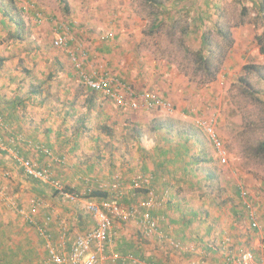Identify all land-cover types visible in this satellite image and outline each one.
I'll use <instances>...</instances> for the list:
<instances>
[{
    "label": "rangeland",
    "instance_id": "rangeland-1",
    "mask_svg": "<svg viewBox=\"0 0 264 264\" xmlns=\"http://www.w3.org/2000/svg\"><path fill=\"white\" fill-rule=\"evenodd\" d=\"M65 1L69 11L64 10V5L58 0H15L17 10L13 12V17L25 23L26 32L22 42H0V63L1 59L9 57V61L4 62L0 67V109L4 111L2 113L5 121L6 115L15 114V111L19 114H34V108H40L39 103L44 104L46 112H54V117H57V111L65 110L72 105L76 106L77 111L85 113L83 101L87 95H91L90 89L75 73L68 50L56 49L53 45L58 29L66 27L71 38L72 47L69 50L76 53L83 50L89 53L88 73L103 69L131 84L139 92L154 90L153 92L172 103L174 112L124 110L116 107L112 101L107 105L105 101L102 105L100 103V108L92 109L89 108L92 105H88L89 110L85 114L88 120L81 128V136L64 135L69 139L70 144L75 140L79 142L77 151L65 150L63 154L65 163L68 164L73 159L82 160L81 158L85 160L84 163L82 162L83 166L93 162V165L97 166L94 174L97 172V179H102L99 180L102 183L101 189H110L115 183L112 176L116 174L111 169L121 168L113 163L114 157L116 159L121 157L122 164H125L127 157L124 155H131V151L126 153L119 149L118 144L135 142L138 139L141 140L143 147L154 151L153 147L156 145L154 143H160L159 136H163L154 129L156 121L163 123L172 121L175 125L174 145L179 143L177 137L179 128H194L203 141V144H196L194 150L197 152L200 148L204 150L205 158L212 160L204 167L213 171L219 178L209 189L204 188L205 191L189 190L187 183L180 182L184 188L181 187L179 191L175 188L174 192L170 190L168 193H179V195L187 193L191 204L197 203L204 207L205 211L212 208L221 211L223 216H226L229 227L233 226V230L228 233H234L237 239L241 237L240 248L247 249L245 247L247 246L253 249L255 241H252L251 232L257 234L254 236L264 239V155L258 152L259 143L264 141V54L260 53V46L256 42L257 36L263 31V25L259 21L258 8L255 6V2L260 0ZM207 3L209 7L206 6ZM158 4L167 7L173 19L180 20L182 26L185 25L184 20L190 22V17L193 15L198 17L197 15L206 12L204 24L208 30L212 31L213 25L218 24L223 30L229 31L233 44L224 48L225 56L215 81L203 84L204 77L196 70L192 56L183 52V46L185 50L190 51L199 49L200 41L197 35L189 32L194 37L187 41H180V33L170 36L172 22L170 26L153 32L150 26L157 23L155 17L162 12ZM182 7L190 12L188 14L183 12L182 15V12H178ZM170 14L166 15L170 16ZM37 15L42 17V23H37ZM0 31L3 32L1 29ZM102 35L110 36L103 42ZM212 35L219 44L225 45L215 32ZM2 36L4 37L5 34ZM113 36L115 37L112 39ZM105 47L111 48L109 53L101 52ZM247 65H252L254 68L247 71L245 70ZM144 72L149 74L148 78L139 76ZM48 77L51 80L48 81ZM41 80H45L42 91H44L43 96L48 100L38 102L37 99L42 97L32 94V91ZM41 109L36 110L37 116H41L40 111H43ZM107 115L108 119L103 120L101 116ZM76 120L75 115L73 122ZM102 121L106 123L104 127L111 130V136L105 133ZM72 126V131L76 132L78 126ZM208 127L213 129V133L223 146L227 160L225 165L221 163L220 153L212 143V136L208 135V130H205ZM7 128L5 136L12 132L9 124ZM39 138L38 141L43 143L49 140L43 134H40ZM112 144L115 148H112ZM61 150L58 148L56 151L60 154ZM30 152L35 156L34 152ZM77 153L81 154L79 159L76 157ZM20 155L33 158L31 155L23 156L22 153ZM8 163L13 164L14 161L8 160ZM15 164L16 170H19V166ZM50 171L53 173V169L50 168ZM9 172L12 174L11 170ZM138 172L140 171L136 169L133 174ZM146 173L143 176H152L151 173ZM11 174L10 178L5 179L12 181ZM168 177L172 178V175L165 173L164 178L168 179ZM126 179L124 180L126 183L122 182L128 185L129 180ZM61 183L66 191L77 195L79 199L83 200L86 196L85 193L74 192L69 183ZM2 185L5 191L0 195V210H2L0 221L4 222L10 220L11 215L16 216L14 209L19 211L21 204L18 205L14 198L16 190L13 191L4 180ZM168 193H159L156 189L155 195L160 203L156 209L163 208L170 200ZM238 193L239 197L236 195ZM141 195L142 193H138L137 197ZM208 198L212 199V203L207 202ZM232 199L233 201L236 199V203ZM60 200L67 204L71 203L68 199L60 198ZM81 202L77 203V208L85 212ZM246 202L251 207V213L247 209ZM122 204L129 205L123 202ZM68 205L72 206V203ZM235 205L237 209L235 208L234 211L238 217H241L238 218L239 220H236L237 217L233 214L232 208ZM3 209L6 211L3 212ZM19 215L18 218H21L22 216ZM252 215L258 223L257 230L252 228ZM21 221L23 222L24 219L21 218ZM242 223L243 227H239ZM117 224L122 228L125 225L137 227L135 222H116ZM239 231L245 233L238 234ZM3 232L11 235L12 230L2 229L0 225V242L6 243L7 239L4 238ZM77 234L79 233L75 235ZM244 239L248 240L246 243H250L244 245L243 242L246 241ZM222 249L225 250L224 247ZM255 254L253 253V258L256 260L259 253L255 251Z\"/></svg>",
    "mask_w": 264,
    "mask_h": 264
},
{
    "label": "crops",
    "instance_id": "crops-1",
    "mask_svg": "<svg viewBox=\"0 0 264 264\" xmlns=\"http://www.w3.org/2000/svg\"><path fill=\"white\" fill-rule=\"evenodd\" d=\"M263 30V28H262ZM263 32V31H261ZM262 34V33H261ZM259 34V35H261ZM115 36L112 37V39ZM105 42V40H103ZM110 47H105L102 53L107 52L109 53ZM98 51L99 53H101ZM101 53V54H102ZM144 78H148L149 74L144 72L139 75ZM154 91V90H152ZM42 98L37 99L38 102L48 100L43 95L40 96ZM77 99V98H76ZM107 102V105L111 100H107L103 98L101 94H91L87 95L85 104L83 108H85V113L77 111L76 106L72 105L66 107L65 110L57 111V117H54V112H46L44 104L39 103V107L42 108L40 111L41 116H37L36 113L38 111V107H35V113L30 115L26 114H19L15 111V114L6 115V122L10 125V129L12 133H21L24 135V140L22 144H19L16 149L21 154L30 156L31 152H34L35 156L31 155V159L35 160L39 167L53 169L52 178L59 180L60 182L69 183L74 190V192L85 193L89 195L91 191L101 189L100 181L102 179H97V172L94 171L97 169V166L93 165V162L90 165L83 166L82 162L84 163V159L82 160H71L70 163H65L64 159V152L65 150H78L79 142L77 140L74 143H69V139H66L64 136L65 134H81V128L86 125L88 117H86V113L89 108H100V105L103 102ZM30 102V100H28ZM91 103V104H87ZM101 103V104H100ZM98 104V106H97ZM100 104V105H99ZM88 105H92L88 108ZM32 108V107H30ZM16 110V106H15ZM37 110V111H36ZM1 112L4 113L2 109ZM43 112V113H42ZM80 112V113H79ZM109 114V113H108ZM111 115L113 113H110ZM4 115V114H3ZM77 117V120L73 122V119ZM110 115V116H111ZM103 120L108 119L107 116H101ZM27 123V124H26ZM75 123V124H74ZM7 124V125H8ZM105 122L102 121L103 127L105 126ZM78 126L76 132L72 131L73 126ZM31 126V127H30ZM29 127V129H28ZM31 128V129H30ZM43 128H45L43 130ZM80 129V131H79ZM43 134L46 136L47 143H43L38 141L39 135ZM81 136V135H80ZM79 136V137H80ZM160 138V136H159ZM136 140V139H135ZM55 142V143H54ZM157 142V141H156ZM37 144H43L44 146L51 149L53 152L54 158H49L44 154H40L34 151L33 146ZM65 144V145H64ZM153 149L154 151H149L146 147H143L141 140L130 141L126 144H121L119 149L122 151H126L129 153L131 151V155L125 154V164H122L121 157L116 159L114 157V164L117 167L116 169H111L114 173L112 176L113 182L118 183L120 185V191H112L105 190L110 194V197L107 198L108 200H113L118 204L126 203L130 205L134 204H141L140 199L145 200L146 195L142 194L140 197H137L138 191L137 190H130L127 189L129 184L133 181L134 178L140 175H144L148 173L154 172V166L160 164L161 165V158L159 156H155L156 154V146L162 145L161 143L157 142L154 143ZM117 146V144L115 143ZM112 148L115 146L112 144ZM151 146V145H150ZM24 147V148H23ZM20 148L21 152H20ZM62 149L61 153L59 154L56 150ZM95 148V147H94ZM26 150V151H25ZM199 150V149H197ZM80 153H77L76 157L79 159ZM5 158L6 163L3 162ZM56 158H59L61 161H57ZM93 159V158H92ZM8 160L14 161V159L8 153H1L0 152V175L3 171L11 170L12 172V181H8L7 179H3L5 184H9L10 188L16 193H14L17 204L20 205L19 208L24 209L26 208L27 212L30 211L31 206L37 200H43L45 202V206L38 209L37 213L35 214V224H30L26 220L23 222L21 218L24 219L19 215V211L14 209V213L16 216L11 215L12 217L8 221L1 222L0 225L2 229H10L12 230V234L9 235L6 232H3L6 237V243L0 242V254L4 253L6 250L12 249V254L17 256L16 259L19 261H24L26 264H43L46 260L47 252L45 249V239L38 236L37 233V226L46 227L49 230L50 238L55 245H62L66 249L67 252L70 251L71 245L76 237V233H85L90 231L95 227V222L93 217L87 213V211L82 212L80 209L77 208L76 203H72V206L68 205L71 203L60 200L59 194H56L55 189L49 183H43L36 180H33L27 177L22 169L18 167L19 170H16V162L14 161L13 164L8 163ZM123 160V159H122ZM92 164V165H91ZM15 167V168H14ZM138 167V168H136ZM3 168H5L3 170ZM138 169L140 172L133 174L135 170ZM142 170V171H141ZM109 172V171H108ZM56 173V174H55ZM182 173V172H181ZM134 175V176H133ZM160 176L157 182H155L154 187H156L159 193H168V191L173 190L176 188L177 191L180 190L181 187L184 188L180 182L184 184H188V187L191 186V178H188V181L185 183L183 181H173L171 177L165 179L163 174L158 173ZM182 174H180L181 179ZM179 177V178H180ZM10 178V177H9ZM102 178V177H100ZM127 178V179H126ZM219 178V177H218ZM109 179V178H108ZM129 180L128 185L124 184V180ZM100 180V181H99ZM82 181V182H80ZM123 181V182H122ZM111 182V181H109ZM122 183L124 185H122ZM126 183V182H125ZM171 183L173 186H168ZM11 184V185H10ZM127 185V186H126ZM98 186V187H97ZM155 189V191H156ZM183 190V189H182ZM190 190V188H189ZM115 192V193H114ZM168 193V199H172L173 194H176L173 197L172 203L173 205H169L167 202L164 204L163 208H159L153 211V214L160 218L162 231L165 234V238L163 236V241L160 239H148L145 238L142 234V231L137 227H133L132 225H125V227H121L120 224H117L114 229V239L113 242L107 245L105 256L110 258L106 261L105 264H123L120 260L116 262H112V257H134L138 259L140 262L145 264H190V262H199L194 260L195 258H200V252L205 250L207 253L205 254V258L203 261H206L207 264H224L225 255L222 253H214L208 249V245L211 241H216L224 244L226 243L228 248L232 251L235 255V259L237 264L241 262L242 255L241 251H249L255 254V251L258 254V258L252 260L250 264H263L264 263V250H262V246L264 248V240H262L255 232H251L252 241L254 240V248L251 249L250 247L245 246L247 249L240 248L242 244H239L241 237L237 239L236 235L229 234L228 231L233 230V226L229 223H226V216H223L221 211H217L216 209L212 208L209 210H204V207L201 205L191 204L189 202V195L187 193ZM157 194V193H156ZM135 197V198H134ZM119 198V199H118ZM183 198H187L186 200ZM31 199V200H30ZM64 199V198H62ZM15 200V202H16ZM84 200H92L89 198H84L81 204H84ZM106 200V199H102ZM130 200V202H126ZM95 201H101L95 200ZM125 201V202H124ZM212 199L208 198L207 202H211ZM25 203V205H24ZM32 203V204H31ZM212 203V202H211ZM170 206V207H169ZM172 206V207H171ZM211 207V206H209ZM71 208V209H70ZM220 209V208H217ZM85 210V209H84ZM6 210L3 209V212ZM2 214V210H0ZM11 213V212H9ZM18 215L21 218H18ZM194 215V216H192ZM50 217L51 220L46 225V218ZM68 220H70L68 222ZM192 220L191 225H187L188 221ZM66 221V222H65ZM135 222L136 221H131ZM120 223V222H118ZM238 221L236 223V226ZM239 227H243L240 225ZM235 228V227H234ZM238 231V230H235ZM242 232L239 231L238 234ZM245 232H242L244 234ZM36 234V236H35ZM229 234V236H227ZM261 235V234H260ZM12 237V238H11ZM218 237V239H217ZM5 238V237H4ZM247 238V237H246ZM218 241H217V240ZM246 240V239H244ZM171 241V242H169ZM172 241H177L180 245L188 246L190 248L194 247L195 251L199 254H190V253H181L178 250H175L172 247ZM248 240L244 241L243 244L246 245ZM24 255L21 254V249ZM44 248V249H43ZM239 251V252H238ZM256 255V254H255ZM25 258L23 260V258ZM202 261V262H203ZM193 262V263H194ZM202 263V264H206ZM125 264H130L125 263Z\"/></svg>",
    "mask_w": 264,
    "mask_h": 264
},
{
    "label": "built area",
    "instance_id": "built-area-1",
    "mask_svg": "<svg viewBox=\"0 0 264 264\" xmlns=\"http://www.w3.org/2000/svg\"><path fill=\"white\" fill-rule=\"evenodd\" d=\"M36 21L37 23H42L43 19L41 16L37 15ZM109 36L102 35L101 38L102 40H105ZM70 43L71 38L69 37L67 28H59L53 40V45L56 49L65 48L68 50L71 64L76 71L75 73L88 89L98 94H102L105 98L111 100L116 107L124 110L174 112V106L172 103L158 93L152 91L139 92L131 84L114 77L108 71L103 69L94 70V72L92 71L88 73L87 64L89 62V53L83 50L80 53H76L71 49L69 50V48L72 47L70 46ZM205 130H208V135L212 136V143L220 153L221 163L225 165L227 160L222 144L213 133L211 127H208ZM6 131H8L6 121L3 113L0 111V152L8 153L27 177L39 182L51 184L53 188L59 192L61 198L68 199L76 204L82 201L77 195L66 191L59 180L57 181L56 179H53L50 169L39 167L35 160L20 155L16 147L25 142L23 135L10 132L9 135L5 136L4 133ZM33 149L37 153H42L49 158H54L51 149L43 144H37L33 146ZM56 160L59 162L61 161L59 158H56ZM10 174L9 171H3L0 175V195H3L5 191V189H3L2 181L3 179L8 178ZM153 179V176H137L133 179L127 189L132 191L149 187ZM103 190L105 191L108 189ZM109 190L118 192L120 191V185L118 183H113ZM159 204L155 191L153 190L150 191L146 196V199L141 201V204L139 205L134 204L125 206L108 199L101 201L84 200L83 208L93 217L95 227L85 233L77 234L69 252H67L62 245L58 246L52 242L49 230L46 227L37 226L38 235L45 239L47 257L43 264H105L106 261L110 259L105 256V251L107 245L113 242L116 222L128 223L136 221L138 228L142 231L145 238L160 239L163 241L165 234L162 231L161 220L153 214V211L159 206ZM245 204L248 205V208H246L249 210V213H251L252 211L249 203L246 202ZM44 206V201L37 200L33 203L29 212H27L26 209H20L19 214L28 223L35 224V214L39 208ZM253 215L251 217V219L253 218L251 224L252 228L255 229L259 226ZM50 220V217L46 218V225H48ZM260 238L262 239V237ZM172 242V247L181 253L199 254L195 251L194 247L190 248L188 246L180 245L177 241ZM224 242L225 241L222 243L211 241L208 245V249L214 253L223 252L222 254L225 255L224 264H237V262H235V255L228 248L229 245L227 246ZM223 247L225 250L222 249ZM200 253V258L194 259L199 262H194L193 264L203 263L202 261L207 252L203 250ZM241 253V262L239 264H250L252 260H254L252 252L242 251ZM111 260L112 262L120 260L123 264L128 262L130 264H145L132 256L121 258L112 257Z\"/></svg>",
    "mask_w": 264,
    "mask_h": 264
},
{
    "label": "trees",
    "instance_id": "trees-1",
    "mask_svg": "<svg viewBox=\"0 0 264 264\" xmlns=\"http://www.w3.org/2000/svg\"><path fill=\"white\" fill-rule=\"evenodd\" d=\"M59 2L64 5V10L69 11V6L65 5V0H58ZM153 4L156 2L149 1ZM178 2V1H177ZM177 4V3H176ZM175 4V5H176ZM16 3L15 0H0V29L3 30L0 34V42L5 41H17L22 42L25 39V32H26V25L22 20L16 19L13 17V12H15L17 9L15 7ZM161 9V13H159L155 17V21L157 23L151 25V29L153 28L154 31L160 30V28L165 26H170L171 22V29L170 32L171 35H175L176 33H180L181 38L180 41H187L188 39L194 37L191 36V34L197 35V38L200 41V47L198 50H192L190 51L185 50L184 46L182 47L183 52L185 55L192 56L194 65L196 66V70L198 73L202 74V77H204V83L203 84H209L216 80L217 75L221 69L223 58L225 56L224 54V48L226 46L231 47L233 44V40L230 39L231 35L227 29L223 30L222 27H220L218 24L213 25L214 29L212 31L208 30V27H205L206 24L205 20V13H201L200 15H197L198 17H190V22L188 20H182L185 22V25L182 26V22L178 19H173V15L170 14L171 11L167 9V7L162 6L161 4H158ZM174 5V7H176ZM209 7V3L207 5ZM255 6L258 8V17L259 21L263 25V32L261 35L257 36V43L260 46V53L264 54V0H260L258 2H255ZM178 9V8H177ZM178 12H185L188 14L190 11H187L186 8H179ZM170 14V16L166 15ZM193 29V30H192ZM191 34H190V33ZM217 35V37L221 38L223 42H225V45L219 44L213 37L212 34ZM5 36L3 37L2 35ZM9 61V57L1 59L0 67H2L4 62ZM254 66L247 65L245 66V70L249 71ZM52 78V77H50ZM49 79V77L47 78ZM45 81V80H44ZM43 80L40 81L37 87H34V90L32 91V94H38L40 96L43 95L44 91H42V85L45 84ZM91 94H96V92L90 90ZM153 92V91H152ZM98 94V93H97ZM175 125L172 124V121H166L163 123L162 121H156L154 124V129L156 130V133H162L163 136L160 135V143L162 145L156 146V154L155 156H159L161 158V165L158 164L154 166V172L151 173V175L154 177L152 180V183L149 185V187H144L137 189L138 193L145 194L146 196L150 193L151 190L155 191L154 184L157 182L160 176H158V173H162L163 177L165 173L168 175H172L173 181H183L187 182L188 178H193L195 181H191V187H189L191 190H204V188L209 189L215 182L218 180V177H216V174L213 171H210L205 165L207 163L211 162V159H206L204 156V150L202 148L199 149V151H195L194 148L196 144H203V141L201 139V136L198 135V132L194 128H186L181 127L177 131V137L179 138V143L174 145L173 144V132ZM105 133L108 135L111 134V130L108 129V127H104ZM164 132V133H163ZM175 133V132H174ZM191 139H194L192 141ZM257 150V149H256ZM258 152L260 154L264 155V141L260 142L258 145ZM3 154V153H2ZM204 170V171H203ZM182 172V173H181ZM180 174H182V178L180 177ZM180 177V178H179ZM205 180V181H204ZM204 182V184H202ZM171 183L168 184L170 186ZM55 189V188H54ZM66 189V188H65ZM67 190V189H66ZM56 191V190H55ZM156 192V191H155ZM56 194L58 195L59 192L56 191ZM238 197L240 194H236ZM235 195V196H236ZM59 196V195H58ZM176 194H173L172 199L168 200L167 203L169 205H173L172 200L173 197H175ZM110 197V194L98 187V189L91 191L89 195H86L84 198H89L92 200H99V199H107ZM236 197V199H238ZM59 198H61L59 196ZM236 199L233 201L236 203ZM227 203V202H226ZM225 204V203H224ZM236 208V205L233 206V214L236 218V220H239L238 215L236 214V211L234 209ZM237 209V208H236ZM194 216V215H192ZM192 220L188 221L187 225H191ZM257 230V228H255ZM5 235V234H4ZM7 236L5 235V238ZM21 254L24 255V251ZM14 256L12 254V250H7L4 253L0 254V264H25V257L23 258L24 261H19V259H16L17 256ZM194 262V261H193ZM193 262H190V264H193Z\"/></svg>",
    "mask_w": 264,
    "mask_h": 264
}]
</instances>
